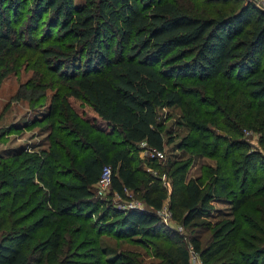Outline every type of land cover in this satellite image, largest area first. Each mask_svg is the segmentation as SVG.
<instances>
[{
  "label": "trees",
  "instance_id": "obj_1",
  "mask_svg": "<svg viewBox=\"0 0 264 264\" xmlns=\"http://www.w3.org/2000/svg\"><path fill=\"white\" fill-rule=\"evenodd\" d=\"M95 1L86 0L78 9L73 0H0V57L17 56L23 47H38L32 32L45 10L66 24L64 32L86 56L84 62L75 56L64 59L71 62L72 68L80 63L82 71L71 74L68 94L75 100L84 97L89 102L99 120L97 138L90 142L88 155L79 146L83 156L75 163L71 178L56 182L48 172L51 182L45 181L44 186L49 206L61 216L78 217L74 211L98 201L92 190L102 168L109 166L110 193L123 198L130 192L140 197L145 208L115 209V219L105 228L143 246L167 242L163 256L177 264H188L187 251L168 244L159 234L162 224L157 213L163 209L166 193L157 179L139 174L134 149L145 143V149L164 152L165 145L173 139H165L157 123V110L179 107L185 98L195 102L198 120L211 118L212 122L215 118V125L237 139L242 127L251 130L258 134V143L264 148V9L248 0H201L206 7L211 6L209 12L196 10L194 15H188L177 0ZM23 10L25 16L33 12L27 27L23 19L15 18ZM39 50L45 59L62 61L54 65L56 74L63 70L65 55L59 46L50 44ZM202 108H206L209 117L203 116ZM62 109L77 125L72 107L66 103ZM108 127L116 129L119 141L106 132ZM190 137L183 140L182 148L189 146ZM245 143L243 139L226 143L228 146L218 158L226 176L221 182L193 179L183 185L179 201L185 212L183 225H194L209 214L212 201L231 198L234 213L240 214L244 194L249 191L239 193L229 188L228 171L239 168L241 183H245L244 178L257 182L259 175L264 174V166L257 161L259 154L254 150L245 153ZM221 144L217 142L216 148ZM59 159L54 150L52 160ZM155 160L149 158L147 164L154 167ZM260 200L255 209L264 228V195ZM43 227L39 219L22 230L9 229L4 233L0 238V264H30L27 245ZM233 227L231 221L216 226L217 241ZM61 236L56 231L50 240L53 254ZM190 244L195 252L202 253L197 238H191ZM226 248V244H219L208 259ZM233 255V264H264V247L256 255L242 251Z\"/></svg>",
  "mask_w": 264,
  "mask_h": 264
},
{
  "label": "rangeland",
  "instance_id": "obj_2",
  "mask_svg": "<svg viewBox=\"0 0 264 264\" xmlns=\"http://www.w3.org/2000/svg\"><path fill=\"white\" fill-rule=\"evenodd\" d=\"M177 1L188 15H194L196 10L208 13L211 8L201 0ZM73 2L80 9L86 0ZM43 12L36 23V31L32 32L38 47H23L17 56L0 57V238L9 229L10 232L22 230L40 219L44 227L36 231L26 248L30 264H177L163 256L167 242L143 246L105 228L115 219L113 210L145 208L140 197L130 192L123 198L110 191L99 196L94 188L92 192L98 201L91 207L74 211L78 217L61 216L49 206L44 186L45 181L51 182L48 172L53 174L52 180L56 182L71 178L75 163L83 156L79 146L84 155L89 154L90 142L97 138L99 120L84 97L75 100L68 94L71 74L82 71L80 63L72 68L71 62L64 59L75 56L84 62L86 56L76 41L64 32L66 24L59 18L54 19L51 11ZM32 14L31 11L25 16L23 10L15 18L23 19L27 27ZM50 44L59 46L65 55L62 58L65 67L57 74L54 65L60 60L45 59L39 50ZM66 103L77 115L74 121L77 125H73L62 109ZM194 104L191 98H185L179 107L157 110L158 126L165 139L170 137L173 141L165 145L164 157L155 160L154 167L147 164L151 158L147 149L136 147V167L140 175L157 179L166 193L163 209L157 213L162 224V233H159L162 240L182 246L189 255L188 264H233L236 261L234 252L256 255L264 247L262 218L255 209L264 195V174L259 175L257 182L244 178L245 183H241L239 168L230 169L229 188L239 193L240 190L249 191L244 194L246 199L240 214L234 213L231 198L212 201L209 214L194 225L182 223L185 212L179 205L180 192L183 185L193 179L208 183L216 179L221 182L226 177L219 167L221 162H218L220 153L228 146L226 143L243 139L246 141L245 153L256 151L259 154L257 161L263 166L264 148L258 143V134L251 130L242 127L241 137L237 139L215 125V118L212 122L211 118L198 120ZM204 109L201 110L203 116L209 117ZM106 132H111L112 139L119 141L116 129L108 127ZM189 136V146L182 148L183 140ZM217 142L223 143L219 149L215 146ZM54 150L60 155L57 161L52 160ZM240 215L244 217L242 220ZM224 221H231L234 227L218 242L214 229ZM56 231L62 236L57 252L53 254L50 240ZM193 237L200 241L202 253L195 252L190 244ZM222 243L227 248L208 259V254Z\"/></svg>",
  "mask_w": 264,
  "mask_h": 264
},
{
  "label": "built area",
  "instance_id": "obj_3",
  "mask_svg": "<svg viewBox=\"0 0 264 264\" xmlns=\"http://www.w3.org/2000/svg\"><path fill=\"white\" fill-rule=\"evenodd\" d=\"M248 1H251L256 6L262 7V9H264V0H248ZM140 146L144 148L146 147L145 143H141ZM147 151L150 154V157L153 159L160 160L164 157V152L155 151L153 149H147ZM110 185H111V169L109 166H104L102 168L98 182L96 183L95 186L98 195L99 196L104 195L106 191H109Z\"/></svg>",
  "mask_w": 264,
  "mask_h": 264
}]
</instances>
